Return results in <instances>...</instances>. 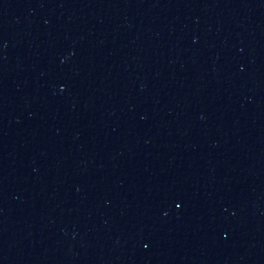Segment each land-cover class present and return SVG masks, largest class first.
<instances>
[{
	"label": "water",
	"instance_id": "95a60500",
	"mask_svg": "<svg viewBox=\"0 0 264 264\" xmlns=\"http://www.w3.org/2000/svg\"><path fill=\"white\" fill-rule=\"evenodd\" d=\"M0 264H264V0H0Z\"/></svg>",
	"mask_w": 264,
	"mask_h": 264
}]
</instances>
